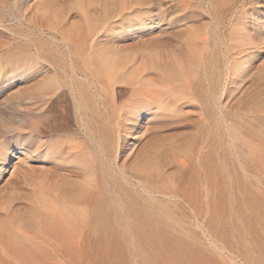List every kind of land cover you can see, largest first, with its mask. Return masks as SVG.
I'll return each mask as SVG.
<instances>
[{
    "label": "rangeland",
    "instance_id": "1",
    "mask_svg": "<svg viewBox=\"0 0 264 264\" xmlns=\"http://www.w3.org/2000/svg\"><path fill=\"white\" fill-rule=\"evenodd\" d=\"M244 20L249 23L246 32L241 31ZM190 36L201 41L200 67L181 75L176 85L166 76L161 80L181 92L164 89V100L176 110L155 115L154 105L143 106L137 129L128 130L130 120L114 132L109 127L110 141L119 136L127 141L116 149L115 162L90 135L83 138L84 145L144 199L168 206V230L181 253L175 264H255L257 240L264 239V0H1L0 62L11 55L14 60L5 68L15 66L17 59L29 61L30 67H19L0 87V110L9 113L15 126L0 133V151L4 146L11 151L7 170L0 174V264L20 259L6 245L12 234L25 246L43 243L46 248L32 192L38 172L50 163L38 150L25 159V152L17 151L25 145L33 148L35 136L27 126L34 111L15 109L17 103L33 102L30 96L40 80L35 63L42 54H56L66 66L70 60L80 65L108 48L119 58L130 54L140 60L149 52L166 58L186 52ZM62 71L59 76L67 79ZM117 93L118 101L127 97L121 84ZM101 117L106 122L107 113L102 111ZM66 125L76 128L72 115ZM176 157L184 164L178 181ZM146 160H152L160 177L145 180ZM74 180L67 181L66 190L78 178ZM235 201L253 204L250 225L230 216L239 244L222 230ZM91 233L83 237L78 261L53 252L50 263L137 264L140 251L152 252L146 235L138 249L127 248L115 235ZM171 253L164 250L165 261H171Z\"/></svg>",
    "mask_w": 264,
    "mask_h": 264
},
{
    "label": "bare ground",
    "instance_id": "2",
    "mask_svg": "<svg viewBox=\"0 0 264 264\" xmlns=\"http://www.w3.org/2000/svg\"><path fill=\"white\" fill-rule=\"evenodd\" d=\"M248 26L247 21H242L241 31L246 32ZM200 47V38L191 37L187 41L186 52H177L166 58L149 52L145 59L140 60L134 56L131 58L130 54L119 58L114 50L108 48L109 51H98L90 60L83 59L80 65L76 60H70L67 66L63 58L49 54L50 52L45 54L43 51V56L35 63L40 80L38 79L39 82L36 83L34 94L30 96L33 102L27 106L17 103L15 109L32 108L34 111V117L27 126L31 127L35 136L33 148L25 145L17 151L23 150L25 159L38 150L50 163L49 168L38 172L37 184L34 185L32 192V203L34 202L35 211L41 221L46 248L41 247L43 243L41 246L36 243L25 246L12 234V239L9 238L10 241L6 245L12 247V251L16 250V254L20 256L19 262L22 259L21 261L26 264L35 260L37 264H51L53 252H56L53 254L54 257L62 254L67 256L63 259L77 257L78 261V251L84 243L83 237L91 232L103 235L102 237L115 235L127 248L133 245L138 249L142 235H146L152 252L140 251L137 264L180 262L181 253L176 249L178 243L168 230L170 214L168 206L148 201L122 183L112 172L104 168L103 161L97 153L88 152L83 138L90 135L91 140L96 141L98 149L102 147L107 150L113 155L115 162L118 156L116 149L121 147V142L125 145L127 141H123L125 139L122 140V136L110 141L112 136L110 128L114 132L124 123L123 121L130 120L132 125L128 130L137 129L142 119L143 106L154 105L155 115H167L165 111L173 113L176 109L172 107V103L164 100V89L172 86L162 84V77L166 76L172 85H176L181 75L196 72L202 59ZM3 60L0 62V87L16 69L30 67L26 64L29 61L22 62L17 59L15 66L8 69L5 66L14 59L7 55ZM58 70H63L67 79L59 76ZM119 84L127 91V97L122 101L117 100ZM176 93L179 95L181 92L177 90ZM57 109L61 112L60 116L56 115ZM102 111L107 113V119L104 118L106 122L99 119ZM69 115L73 116L76 128L66 125ZM13 127L15 126L9 113L0 110V133ZM22 127L18 125L17 128L24 129L25 126ZM8 149L4 146L0 151V174L7 170L6 162L11 157V151L8 152ZM183 165L181 158L176 157L175 181H178ZM11 167L12 173L16 165L12 164ZM154 167L152 160H146L143 165L145 180L154 176L160 177L161 173H156ZM80 176L82 178H79ZM73 179L77 182H72L74 186L66 190L67 181ZM72 203L79 207H74ZM252 206L250 201L243 206L237 201L233 203L231 213L222 228L233 243L239 244V238L234 233L235 224L230 216L236 214L250 225L249 213ZM1 232L3 233L2 225ZM257 244L259 251L253 262L264 264V239H258ZM165 249L172 252L171 261H165L163 257Z\"/></svg>",
    "mask_w": 264,
    "mask_h": 264
}]
</instances>
